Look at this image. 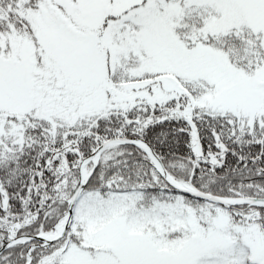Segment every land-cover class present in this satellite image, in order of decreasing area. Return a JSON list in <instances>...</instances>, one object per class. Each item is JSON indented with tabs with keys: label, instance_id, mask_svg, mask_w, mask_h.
Returning <instances> with one entry per match:
<instances>
[{
	"label": "snow or ice",
	"instance_id": "1",
	"mask_svg": "<svg viewBox=\"0 0 264 264\" xmlns=\"http://www.w3.org/2000/svg\"><path fill=\"white\" fill-rule=\"evenodd\" d=\"M0 264H264V0H0Z\"/></svg>",
	"mask_w": 264,
	"mask_h": 264
}]
</instances>
